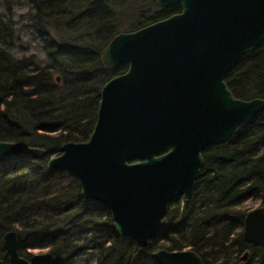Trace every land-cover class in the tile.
<instances>
[{
    "label": "trees",
    "instance_id": "1",
    "mask_svg": "<svg viewBox=\"0 0 264 264\" xmlns=\"http://www.w3.org/2000/svg\"><path fill=\"white\" fill-rule=\"evenodd\" d=\"M26 1L44 39L46 62L34 55L10 56L17 40L11 6L19 0H1L0 141L39 148L45 155L0 161V261L7 264L2 236L13 231L20 257L47 249L55 264H75L77 258L84 264H155L149 254L160 249H189L202 264H264V247L241 237L243 202L255 199L264 209V112L227 142L202 151L189 201L170 203L165 225L144 249L119 238L106 210L84 201L66 172L45 169L61 144L88 139L101 86L126 70L125 65L104 70L101 49L113 36L179 8L162 9L153 0ZM224 82L236 99H264V43L248 49Z\"/></svg>",
    "mask_w": 264,
    "mask_h": 264
},
{
    "label": "water",
    "instance_id": "2",
    "mask_svg": "<svg viewBox=\"0 0 264 264\" xmlns=\"http://www.w3.org/2000/svg\"><path fill=\"white\" fill-rule=\"evenodd\" d=\"M153 2L179 12L108 41L101 67L126 70L101 86L88 139L61 144L45 162L50 174L66 172L84 201L106 210L113 232L140 249L165 225L169 204L189 200L202 151L227 142L264 112V99H236L224 82L248 49L264 43V0ZM44 155L0 141V161ZM241 237L264 247L262 207L245 213ZM2 247L7 264H55L49 252L20 257L13 231L3 234ZM149 258L202 264L190 250L160 249Z\"/></svg>",
    "mask_w": 264,
    "mask_h": 264
},
{
    "label": "rangeland",
    "instance_id": "3",
    "mask_svg": "<svg viewBox=\"0 0 264 264\" xmlns=\"http://www.w3.org/2000/svg\"><path fill=\"white\" fill-rule=\"evenodd\" d=\"M0 0V12L1 9ZM31 5L26 0H19V3H14L11 6V21L12 29L17 37V40L8 49V53L15 59H20L24 56L34 55L42 63L46 62V52L44 49V39L42 33L37 30L30 18ZM58 82V81H56ZM259 203L255 199H249L243 202L241 210L248 212L256 207ZM47 249L34 250L33 254L46 252ZM88 263L92 262V256L88 257ZM75 264H84V261L77 258Z\"/></svg>",
    "mask_w": 264,
    "mask_h": 264
},
{
    "label": "flooded vegetation",
    "instance_id": "4",
    "mask_svg": "<svg viewBox=\"0 0 264 264\" xmlns=\"http://www.w3.org/2000/svg\"><path fill=\"white\" fill-rule=\"evenodd\" d=\"M121 75V74H120ZM55 81H56V79H55ZM58 81V80H57ZM200 170V169H199ZM199 173V172H198ZM191 196V195H190ZM190 199V198H189ZM175 200H178L179 201V204L181 205V204H183V203H187V202H183L182 201V199H175ZM170 205V204H169ZM169 207V206H168ZM168 209V208H167ZM167 211V210H166ZM165 221V220H164ZM35 250H37V249H35ZM39 250V249H38ZM40 250H42V249H40ZM184 250H189V249H184ZM32 251H34V250H31V251H29L28 253H30L27 257H25V258H23V259H25V260H27L31 255H35V254H33L32 253ZM191 251V250H190ZM46 252H49L48 250L46 251Z\"/></svg>",
    "mask_w": 264,
    "mask_h": 264
}]
</instances>
